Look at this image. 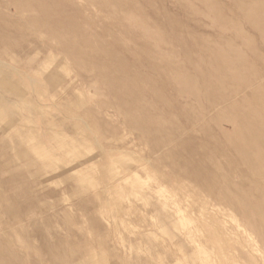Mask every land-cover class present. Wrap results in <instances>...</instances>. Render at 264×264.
Segmentation results:
<instances>
[{
	"label": "rangeland",
	"instance_id": "rangeland-1",
	"mask_svg": "<svg viewBox=\"0 0 264 264\" xmlns=\"http://www.w3.org/2000/svg\"><path fill=\"white\" fill-rule=\"evenodd\" d=\"M0 264H264V0H0Z\"/></svg>",
	"mask_w": 264,
	"mask_h": 264
}]
</instances>
